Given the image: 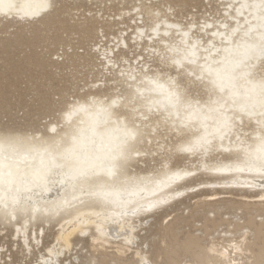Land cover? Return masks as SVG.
Returning a JSON list of instances; mask_svg holds the SVG:
<instances>
[{"label":"snow or ice","instance_id":"6c2138e0","mask_svg":"<svg viewBox=\"0 0 264 264\" xmlns=\"http://www.w3.org/2000/svg\"><path fill=\"white\" fill-rule=\"evenodd\" d=\"M224 6L236 14L205 22L199 32L177 27L176 40L168 39L173 35L169 32L161 39L159 24L152 29L155 35L150 34V39L155 43L150 48L157 63L172 68L175 76L167 75L161 67L141 66L139 72L130 65L120 69L119 62L105 50L102 62L109 71L119 69L118 76L123 79H114V83L120 87L102 94L103 98L90 95L69 103L63 113L68 130L30 162L25 163L27 155L18 157L10 142L0 140V207L14 208L24 201L25 193L47 190L55 175L77 180L101 174L115 177L120 162L126 160L142 128L147 127L145 122L153 117H161L176 129H195L196 135L181 146L182 152L205 159L217 150L229 154L226 159L230 163L211 167L205 163L206 169L248 173L252 176L249 187L257 180L264 186V0H228ZM15 7L12 2L6 5L8 10ZM141 59L150 65L147 57ZM183 77L204 86L207 98L203 102L187 97ZM192 174L177 171L168 179ZM136 194L128 192L129 197ZM260 198L264 200V196ZM135 264L153 262L141 257Z\"/></svg>","mask_w":264,"mask_h":264},{"label":"bare ground","instance_id":"6f19581e","mask_svg":"<svg viewBox=\"0 0 264 264\" xmlns=\"http://www.w3.org/2000/svg\"><path fill=\"white\" fill-rule=\"evenodd\" d=\"M172 1L85 0V2L104 7L112 3L131 4V7L123 8L122 12L113 17L108 16L110 21H116L115 24L118 25L126 24L122 20L126 15L130 22L126 24V27L118 28L114 35L116 42L111 46L100 48L95 45L98 50L97 59L100 60L99 63L102 67L108 69L101 59L104 51L107 50L119 62L120 69H127L130 65L132 70L139 72L141 66H151L153 69L161 67L164 68V73L167 75L175 76L176 72L172 68H165L157 63L158 58L150 48V44L155 43L150 39V34L155 35L152 33V29L159 24L161 39H164L165 32H169L173 35L168 39L176 40L178 39L175 36L177 27L183 31H187L191 27L194 32H199V26L205 22L213 23V21L223 19L225 14L227 16L236 14L234 10L225 8L224 5L228 0H217L220 6L218 17L214 18L215 15L211 19L205 17L202 23L189 21L186 25L183 22L171 20V16H175L176 6H180L172 4ZM181 1L185 3L186 0ZM10 2L14 3L16 7L8 10L6 5ZM210 3L208 0L207 5ZM53 4L54 0H0V19L28 23L42 21L49 17ZM210 8L212 7L210 6ZM247 15L245 12V16ZM99 17L102 18L101 21H108V24H112L102 14ZM130 29L132 30L129 35ZM93 30L104 31L95 25L88 28V31ZM211 30L214 28L209 29V31ZM56 40L61 42L59 37ZM114 49L115 51H113ZM156 50H160L159 45L156 46ZM129 55L131 56L129 57ZM141 57H147L151 62L150 65L144 63ZM125 61L127 64L124 63ZM111 70L113 73L109 79L113 82L112 84H115L114 79H123L118 76L119 69L112 68ZM162 75L165 79L167 78L163 73ZM181 82L187 89L186 95L189 99L193 101L199 99L203 102L207 98L201 83L193 82L190 77L181 78ZM118 87L120 86L115 84L110 89L114 92ZM103 92L104 89L100 88L97 93H89L88 96L95 95L103 98L102 94H106ZM78 99L84 98L79 97ZM49 122L45 134L0 128V140L10 142L18 157L27 155L29 161L25 163L30 162L33 155L41 151L46 144L59 139L69 128V125L64 121L63 113L60 120L63 127L59 125L60 123ZM145 123L147 127L142 128V135L135 143L134 148L129 151L126 160L120 162V169L115 177L101 174L77 180L69 179L64 175H55L51 177V183L47 190L33 189L31 193H25L24 201L15 205L14 208L12 206L8 209L0 207V224L14 227L13 234L22 238L23 243L28 247L29 236L37 226L56 223L58 226L56 241L47 249L48 254L41 255V262H44L56 260L64 250L70 248L75 235L87 233H90L93 246L105 247L108 244H115L119 253H125L134 245L137 239L136 230L142 220L157 213H164V218H169L171 213L168 210L176 203L199 191L210 190L211 195H207L210 199L226 191H255L259 198L264 196V186H261L260 181L257 180L254 187L248 186L252 182V176L248 173L214 172L205 168V163L209 167L230 163L226 159L228 153L217 150L205 159L180 151L181 146L190 137L196 135L195 129L191 131L176 129L171 123H164L161 117H153ZM53 128L56 129L55 132L52 131ZM227 143L225 141L226 145ZM12 148H9L8 151H12ZM177 171L194 174L184 176L180 180H169L168 177ZM199 177L203 178L199 179ZM129 191H135L137 194L129 197ZM127 200H131L132 203H122ZM211 211L212 209L208 210V212ZM33 234V239L38 241L39 236L35 231ZM246 239V236H243V239L239 241L230 240L227 245L215 241L205 244L194 236L188 235L181 243L185 257L192 253L199 264H243L241 261L236 262L235 256H241L245 249H249L244 246ZM128 240H132L133 243L129 244ZM55 253H59V255ZM174 253L175 250L168 255L172 260ZM135 254L138 260L144 257L152 261L153 264H162L150 259L141 249H137ZM48 256L50 258H47ZM256 256L254 264H264V251H259ZM176 262L191 264L185 262L184 258Z\"/></svg>","mask_w":264,"mask_h":264},{"label":"rangeland","instance_id":"374dc122","mask_svg":"<svg viewBox=\"0 0 264 264\" xmlns=\"http://www.w3.org/2000/svg\"><path fill=\"white\" fill-rule=\"evenodd\" d=\"M207 1L173 0L172 4L180 6H176L171 20L187 25L189 21L202 23L205 17H218L217 0H210L209 5ZM129 7L130 3L104 7L85 0H54L49 17L42 21L0 19V128L45 134L49 121L61 126V115L72 101L95 94L100 88L104 89L103 93L112 92L110 88L115 84L109 78L113 70L99 63L95 45L102 48L116 42L114 35L118 28L126 27L130 20L126 15L122 19L126 24L118 25L108 16L113 17ZM100 14L112 24L101 21ZM94 25L104 31H88ZM209 191H199L176 203L168 210L169 218L157 213L142 220L134 245L125 253H119L115 244L93 246L87 233L75 235L70 248L53 261L56 264H135L138 260L135 251L141 249L150 259L162 264H176L181 258L199 264L194 254L185 257L183 252L181 242L192 235L205 244L215 241L223 245L246 236L244 246L249 249L241 256L236 255V262L254 264L256 254L264 251V200L255 191H226L210 199ZM209 209L212 211L208 212ZM57 228L54 222L37 226L34 231L39 239H33V231L28 248L22 238L13 234L14 227L0 224V264H42L40 257L48 254L47 249L55 244ZM174 250L172 260L168 255Z\"/></svg>","mask_w":264,"mask_h":264}]
</instances>
